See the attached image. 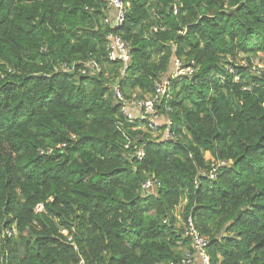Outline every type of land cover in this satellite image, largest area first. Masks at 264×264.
I'll return each mask as SVG.
<instances>
[{
  "label": "trees",
  "instance_id": "1",
  "mask_svg": "<svg viewBox=\"0 0 264 264\" xmlns=\"http://www.w3.org/2000/svg\"><path fill=\"white\" fill-rule=\"evenodd\" d=\"M121 1L0 0V264H171L189 219L209 264H264V0ZM163 79V123L128 121L115 87Z\"/></svg>",
  "mask_w": 264,
  "mask_h": 264
},
{
  "label": "built area",
  "instance_id": "2",
  "mask_svg": "<svg viewBox=\"0 0 264 264\" xmlns=\"http://www.w3.org/2000/svg\"><path fill=\"white\" fill-rule=\"evenodd\" d=\"M107 1V15L104 18V22L106 24H109L111 27H117L121 25V23L124 20V6L121 0H106ZM107 44H106V53L110 60L112 61H120L122 63V70H124L128 62L130 60V49L129 44L123 40L118 35L109 33L107 36ZM95 67L98 66L93 63ZM174 69L173 72L175 75L178 73L187 72L190 73V69L186 68L182 70L180 68V61L175 59L174 61ZM167 84V79H163L162 82L156 83V91L153 94V96L144 99V100H126L122 97V95L119 92L118 86L115 87V93L117 101L121 104V111L126 116L128 121H133L134 119L138 118L139 120H145L147 122V125L149 129L155 130L159 123L156 119L157 112L154 109V105L159 99V97L162 96L164 93L165 87ZM170 124L171 120L166 119V129L164 131V138L169 139L171 137L170 135ZM135 156L137 159H142L144 156V149L142 147H139L136 152ZM213 171H209V177H213ZM154 180L147 179L143 185L142 188L144 191L149 192L152 190L154 186ZM156 183V182H155ZM159 185L158 183H156ZM42 208L41 205L37 206V210H40ZM64 233H66L65 230H63ZM186 233L190 235L192 238V246L194 247L195 251L194 253L187 252L184 257L178 261L171 264H195L196 257H198L201 261V264H209V256L206 251L207 246V239L200 235L199 232L195 229L194 225L192 224L191 220L189 219L188 222V228Z\"/></svg>",
  "mask_w": 264,
  "mask_h": 264
},
{
  "label": "rangeland",
  "instance_id": "3",
  "mask_svg": "<svg viewBox=\"0 0 264 264\" xmlns=\"http://www.w3.org/2000/svg\"><path fill=\"white\" fill-rule=\"evenodd\" d=\"M255 67H256V68H259V67H263V68H264V63H263L261 60L254 59V67H253V69H254ZM159 116H160L159 113H157V115H156V119H157L159 125H161L160 123H163V119H162V121H161V120H160L161 118H159ZM184 201H185V200H183V201L181 202V204L179 205V207L175 210V214H176V215H178V214L181 212V210H182V205H183Z\"/></svg>",
  "mask_w": 264,
  "mask_h": 264
},
{
  "label": "crops",
  "instance_id": "4",
  "mask_svg": "<svg viewBox=\"0 0 264 264\" xmlns=\"http://www.w3.org/2000/svg\"><path fill=\"white\" fill-rule=\"evenodd\" d=\"M195 264H201V261L198 257H196Z\"/></svg>",
  "mask_w": 264,
  "mask_h": 264
}]
</instances>
